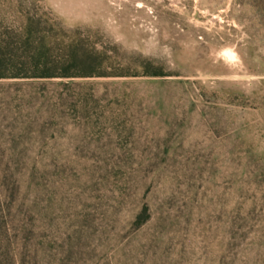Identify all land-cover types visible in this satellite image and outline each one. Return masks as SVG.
Masks as SVG:
<instances>
[{"label":"rangeland","instance_id":"374dc122","mask_svg":"<svg viewBox=\"0 0 264 264\" xmlns=\"http://www.w3.org/2000/svg\"><path fill=\"white\" fill-rule=\"evenodd\" d=\"M29 22L51 61L102 58L0 80L2 160L76 181L77 206L47 212L57 244L79 239L64 264H264V0H0L1 27ZM101 164L132 177L116 210L80 205Z\"/></svg>","mask_w":264,"mask_h":264},{"label":"trees","instance_id":"16d2710c","mask_svg":"<svg viewBox=\"0 0 264 264\" xmlns=\"http://www.w3.org/2000/svg\"><path fill=\"white\" fill-rule=\"evenodd\" d=\"M37 33L39 31L30 22L16 30L0 26V80L73 77L80 75L73 73L77 68L86 70L83 74L87 76L97 74L92 70L101 66L100 56L87 53L77 56L73 51L68 60L58 64L50 60L43 38L40 36L36 40ZM5 149L0 148V264H15L16 261L26 264L29 260L37 261L39 254L52 263L70 262L73 257V239L79 240L77 234L71 231L65 235L61 244H57V237L50 230L54 219L49 218L47 212L69 210L71 206H77L73 193L76 181L71 186L66 183L69 178L65 175L64 166L50 180L51 175L36 162L32 163L21 178L19 176L24 161L14 159L4 162L1 156L6 154ZM20 153L18 151L17 154ZM122 169L120 164L111 168L101 164L93 168V175L88 183L90 194L87 202L82 201L80 205L104 212L108 209L116 210L123 205L130 198L132 177L124 176ZM110 172L113 177H109ZM47 191L50 192L49 196L46 195ZM18 195L20 203L16 208L23 217L20 221H14L10 214ZM68 218L71 222L70 217ZM85 218L89 220V216ZM149 219V207L147 203H143L134 216L133 223L139 226Z\"/></svg>","mask_w":264,"mask_h":264},{"label":"bare ground","instance_id":"6f19581e","mask_svg":"<svg viewBox=\"0 0 264 264\" xmlns=\"http://www.w3.org/2000/svg\"><path fill=\"white\" fill-rule=\"evenodd\" d=\"M226 55L230 57L231 56V52L227 51Z\"/></svg>","mask_w":264,"mask_h":264}]
</instances>
